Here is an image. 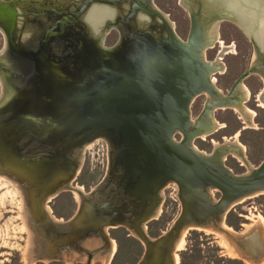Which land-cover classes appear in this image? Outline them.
<instances>
[{"label":"water","instance_id":"95a60500","mask_svg":"<svg viewBox=\"0 0 264 264\" xmlns=\"http://www.w3.org/2000/svg\"><path fill=\"white\" fill-rule=\"evenodd\" d=\"M96 1L124 9L94 36L82 16ZM227 6L216 1L207 15L195 0L183 39L153 0H0V174L19 184L43 254L56 259L62 248L83 249L91 264L93 251L77 241L92 233L106 239L105 227L124 226L144 244L137 264H172L184 226L216 220L237 199L264 189V158L235 174L222 158L226 149L205 154L192 146L198 130L190 104L215 90L216 66L203 58L208 26L229 20L251 43L254 59L234 86L264 75V48ZM111 30L118 36L106 45ZM96 138L111 144L104 177L80 193L74 215L53 221L46 198L72 190L81 149ZM168 183L177 186L180 211L152 238L144 224Z\"/></svg>","mask_w":264,"mask_h":264},{"label":"rangeland","instance_id":"374dc122","mask_svg":"<svg viewBox=\"0 0 264 264\" xmlns=\"http://www.w3.org/2000/svg\"><path fill=\"white\" fill-rule=\"evenodd\" d=\"M153 2L161 11L167 14L176 33L185 39L189 32L190 22L187 10L180 4L181 0H153ZM87 29L89 31L88 27ZM218 32L222 43L226 46L233 45L234 48L233 52L226 53L222 58L227 67V73L223 77L213 75L219 78L221 83H226L233 80L236 75L249 66L253 51L249 39L235 23L229 20L220 22ZM117 36V32L111 30L105 36V44H113ZM3 43L4 36L0 32V49ZM218 46L219 44H216L213 48L205 49L204 53L207 57L205 59H212L215 53L220 50V46ZM243 85L252 92L256 91L259 86V76L255 74L248 76L243 81ZM248 107L257 113L253 126L242 129L229 111H222L216 113V118L228 119V127L204 137L205 140H196L192 143L200 151L211 153V138L214 141H219V135L228 136L237 132L231 141L226 140L230 142L237 140L242 143L246 148V156L249 162L255 167L264 158V107L260 110L255 109L252 107V103ZM242 125L246 126L245 124ZM179 137V134H175L176 139H179ZM109 149H111L110 142L103 138H96L88 143V146L82 152L79 169L69 187H81V193H86L95 187L106 173ZM224 163L235 174H243L247 171L246 166L231 154H225ZM11 179L4 174H0V264H28L27 257L34 260L33 264H84L87 254L83 249L62 248L59 255H57L59 258L56 259L43 254V249H39L37 233L31 224L30 210L26 205L22 190L19 184L14 181L15 184L17 183L15 185ZM73 187L72 190H61L50 200L46 198L44 202V207L47 205L50 208L53 216L56 220L58 219L57 221L69 219L77 210L80 202ZM161 192L158 217L154 216L144 224L145 231L152 238L167 231L180 211V200L176 184L168 183L161 189ZM214 195L218 197L219 193L214 192ZM255 195L247 197L245 200L237 202V204L235 203L225 214L224 223L234 231L240 233L243 231L242 234L233 235L225 232L218 226L217 221L211 223L214 229H218L217 232L190 228L186 232L181 249L176 251L178 264H250L238 257L237 254L231 253L233 252L229 245L231 243L237 245L245 255L252 257V260L263 257V232L260 228L253 226L250 229L247 228V225H251L255 215L261 214L264 217V193ZM107 234L116 243V251L109 264H137L139 262L145 247L142 241L135 237L128 228L124 226L109 227ZM108 242L109 240L103 239L100 234L92 233L77 241V244L83 246L84 249L93 251L91 264H104L103 260L109 253ZM259 244H261L260 252L257 251Z\"/></svg>","mask_w":264,"mask_h":264},{"label":"bare ground","instance_id":"6f19581e","mask_svg":"<svg viewBox=\"0 0 264 264\" xmlns=\"http://www.w3.org/2000/svg\"><path fill=\"white\" fill-rule=\"evenodd\" d=\"M35 1H38L39 2L41 0H35ZM216 1L219 2V1H223V0H198V2L202 6H204V7L207 8L205 10V13L207 15H211V13H213V8L211 7V5L213 3H215ZM194 2H195V0L194 1L193 0H181L180 4H181L182 7H184V9L188 10L193 5ZM225 2H226V5H228L227 6L228 11L230 13H232L233 15H235L241 22H243L244 25H246L248 27V29H250L251 31H253L255 33L256 40L259 42V45L264 48V0H225ZM120 9H124V7H117V6H114L112 4H106V3H103V2H97L96 1V2H93L89 6V8L83 14L82 18H83L84 22L86 23V26L89 28L90 34L96 36V35H99L100 34L101 29H102V25L104 24L105 20L106 19H112L114 17L115 13L119 12ZM165 16L170 21L171 25L173 26V23L168 18L167 14H165ZM205 31H206V34L212 38L211 42L208 45H206L205 49L206 48H212L216 44H219V46H220V51L218 53V57L212 63H214L215 66L218 67L217 69L219 71H223L224 65H223L221 59L223 58V56L226 53L232 52L234 50L233 45L226 46L225 44L222 43L221 39H219V36H218L219 35V32H218V28H217V23H212L210 26H208V28H206ZM0 32H1V30H0ZM203 58H204V60L206 62H209L207 59H205V53H204V51H203ZM253 59H254V56H252V60ZM260 75L264 79V75H262V74H260ZM211 79H212V82H214V78L212 77ZM0 82H1V80H0ZM239 89L242 91L241 94L242 93L244 94V98L247 99L248 96H249V94H250L249 89L246 86H244L243 83H240L239 84ZM207 94L209 95V93H207ZM212 96H214V95H212ZM214 97H217V96H214ZM230 98H231V96H230ZM258 99L261 102V105L264 106V86H263L262 92L260 94H258ZM212 101H211V103H212ZM206 102H207V100H206ZM207 104H209V103H207ZM232 107L234 108L235 111H237L240 114L241 118L244 120V122L248 126H253L255 124L254 123V120H253V117L255 115V112L253 110L249 109L244 104H234V105H232ZM219 126L220 125L218 123H214V127L215 128L216 127H219ZM198 127H199V125H198ZM210 132L211 131L203 132L202 133L203 135H201L202 138L208 136V134ZM87 146H88V144L84 145V147H82L81 150L83 151ZM192 146L194 148L198 149L193 143H192ZM220 147H222L223 149H226V152L224 153V155L222 157L223 160H224L225 154H231L232 156L236 157L243 165L246 166V168H247V171L246 172H249L251 169L254 168L251 165V163L249 162V160H248V158L246 156V148H245V146L242 143H240L239 141L234 140L233 142H230V143L227 142V143H225L223 145H217V144H215L214 150L217 149V148H220ZM201 152H203V151H201ZM212 152L211 153H205V152H203V153H205V154H212ZM11 180H13V182L15 181L14 179H11ZM14 184H15V182H14ZM73 188H74V190H76L75 192L78 194L79 202H81V198H80L81 187H77V188L73 187ZM209 192H210L212 198L214 200H216V197L214 195L215 190L212 189V188H210L209 189ZM262 193H264V189L263 190L256 191L254 193H251L249 195H246V196H243V197L237 199L236 201H234L233 203H231L225 209V211L219 216L218 219L212 220V221H210L207 224H203V225L189 224V225L184 226L182 228V230H181V233L179 234V236L177 237V239L175 240L174 245H173V251H172V259H173V261H172V264H178V256H177L176 251H178L179 249H181V247H182V245L184 243V237L186 235V232L190 228H198V229H201V230H205L207 232H217L218 229L217 230L214 229L213 225H211V223L213 224V223H215L217 221L218 226L220 228H222L225 232H228V233L233 234V235H235V234L236 235L242 234L243 231L241 233L240 232H237V231H234L231 227L227 226L224 223L225 214L232 207V205H234L235 203L237 204V202H240L243 199L245 200V198H247V197H251V196H253L255 194H262ZM160 196H162L161 190H160ZM52 197H53V195L48 196L47 197V200H50V198H52ZM45 211H46L47 215L53 221H57L58 220V219L56 220V218L53 216V214L51 213L50 208L47 205H45ZM159 213H160V207H158L156 209L154 215L157 216ZM252 220L253 221H252L251 225H247V228L250 229L251 226H253V227H256V228H260L261 229V231L263 232V246H264V217L261 214H257V215L254 216V218ZM60 221H57V222H60ZM144 228H145V226H144ZM104 230L107 233V230H108L107 227H105ZM131 233L136 237V235L134 234L133 231H131ZM106 239L109 240V242H108L109 243V253H108L107 257L105 258V260H103V259L102 260L104 261V264H109V262H110V260H111V258L113 256V254L116 251V243H115V241L110 236H108V234H107V238ZM226 240L228 241V239H226ZM231 244H229L231 246L232 251H233L231 253L237 254L238 257H241L247 263H250V264H260V263H264V256L261 257V258H258V259L256 258V260L254 258V260H255L254 261V260H252V257L245 255L240 250V248H238L237 245L235 246L233 243H231ZM27 262H28V264H33L34 263V260L31 259V258H29V257H27Z\"/></svg>","mask_w":264,"mask_h":264},{"label":"flooded vegetation","instance_id":"af4514ba","mask_svg":"<svg viewBox=\"0 0 264 264\" xmlns=\"http://www.w3.org/2000/svg\"><path fill=\"white\" fill-rule=\"evenodd\" d=\"M215 47V46H214ZM219 47V46H218ZM213 48V47H212ZM209 49V48H206ZM220 50H218L215 55L212 57V59H207L209 62H214V60L218 57V53ZM253 51V48H252ZM253 56V55H252ZM206 57V55H205ZM207 58V57H206ZM224 58V57H223ZM223 59H221L222 61ZM252 60V58H251ZM251 62V61H250ZM223 63V61H222ZM224 65V69L223 71H219L216 66L215 71L212 73V77L214 78V86H215V90L211 93H209V95L207 94V92H202L200 94H198L197 96H195V98L192 100V105L190 104V116H191V120L193 121V124L195 126V128L198 130L197 135L193 138L192 142L198 140L201 141L202 139L205 140V138L201 136V134L203 132H208L211 131L208 135L211 134H215L217 133L219 130L221 129H225L228 127V119L222 120L221 117L216 118V113L219 112H224V111H229L234 118L238 121L239 126L242 127V129L246 128L248 125L244 122V120L241 118L240 114L234 110V108L232 107V105L234 104H245L247 107L249 104L252 103V107H254L255 109H261L264 106L261 105V102L258 99V94H260L262 92L263 86H264V80L263 78H261L262 76L260 74H255L257 76H259V86L256 89V91L252 92L249 88L250 91V95L247 99L244 98V94H241V90L239 89V84L237 86H234V82L237 79V77L242 74L243 72H241L240 74L236 75L233 80H231L230 82H226V83H221L220 79L217 78L216 76L213 75H218L219 77H223L226 73H227V67L226 65L223 63ZM252 75V74H251ZM250 76V75H249ZM248 77V76H247ZM246 77V78H247ZM245 78V79H246ZM243 79V81L245 80ZM242 81V83H243ZM220 84V85H218ZM245 85V84H244ZM240 90V91H239ZM217 93H216V92ZM239 91V92H238ZM234 94V95H233ZM240 94V95H239ZM217 97H214V96ZM220 95V96H219ZM233 95V96H232ZM231 96V98H230ZM209 97V98H208ZM229 97V98H228ZM233 97V98H232ZM208 98V99H207ZM217 98V99H216ZM227 100H226V99ZM211 99V100H210ZM230 99V100H229ZM245 99V100H244ZM207 100V102H206ZM210 100V101H209ZM213 100V101H212ZM215 100V101H214ZM209 101V102H208ZM212 101V103H211ZM243 102V103H242ZM209 103V104H207ZM228 106H227V105ZM224 105V106H223ZM208 106H214L211 108H208ZM230 106V107H229ZM249 108V107H248ZM254 111V110H253ZM206 114V115H205ZM257 113L255 112V117H256ZM207 116V117H206ZM254 117V118H255ZM213 122V123H212ZM211 123V124H210ZM214 123H218L220 126L219 127H214ZM242 124H245L246 126H243ZM199 125V127H198ZM206 128V129H205ZM200 132V133H199ZM237 133V132H236ZM233 133L232 135H219V141H214V139H210V143H211V151L212 152L215 148V144L217 145H223L225 143H229V141L227 140H232V138H234L235 134ZM179 136H181L179 134ZM180 138V137H179ZM227 139V140H226ZM234 157V156H233ZM236 158V157H235ZM237 159V158H236ZM238 160V159H237Z\"/></svg>","mask_w":264,"mask_h":264},{"label":"crops","instance_id":"0c3cea01","mask_svg":"<svg viewBox=\"0 0 264 264\" xmlns=\"http://www.w3.org/2000/svg\"><path fill=\"white\" fill-rule=\"evenodd\" d=\"M233 51H234V50H233ZM233 51H232V52H233ZM211 78H212V76H211ZM249 95H250V94H249ZM248 97H249V96H248ZM194 98H195V97H194ZM254 117H255V115H254ZM254 117H253V120H254ZM107 229H108V227H107Z\"/></svg>","mask_w":264,"mask_h":264}]
</instances>
